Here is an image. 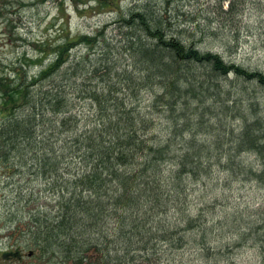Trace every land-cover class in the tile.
Here are the masks:
<instances>
[{
    "label": "trees",
    "instance_id": "trees-1",
    "mask_svg": "<svg viewBox=\"0 0 264 264\" xmlns=\"http://www.w3.org/2000/svg\"><path fill=\"white\" fill-rule=\"evenodd\" d=\"M121 21L122 27L129 29L126 51L132 58V70L118 59L104 56L94 61L89 58L90 66L76 60L72 70L71 66L63 67L62 79L69 87H82L78 97L95 107L83 129L76 131L71 126L75 118L67 117L63 109L70 102L67 89L59 84L56 90L48 87L42 93L44 107L58 113L56 125L70 130L66 137L58 138L56 150L51 136L35 138L36 94L31 86L61 68L70 46L78 42L91 45L97 35L79 34L72 42L59 44L54 60L35 75L25 68L31 62L26 55L24 62L15 70L13 67L11 82L6 85L0 81L2 98L14 106L10 111L24 103L33 108L25 117L11 113L0 123V148L2 143L7 148L2 154L6 156L8 150L12 154L22 140L27 146L33 145L35 170L56 191L52 206L28 216L26 254L46 257L49 264H169L176 251L191 243L196 264H226L227 251L233 247H218L211 232L203 231L193 240L183 234L189 231V222L202 226L206 220L202 212H190L183 202L188 184L211 174L209 161L217 162L234 178L264 184V119L260 117L264 116V102L259 105L252 101L255 88H264V76L223 60L219 54L200 52L193 40L178 39L148 4L136 7ZM146 32L151 43L142 38ZM42 59L39 55L32 61ZM100 69L104 70L103 77L99 76L100 86L88 85ZM70 70L75 78L81 76L79 83L74 80L70 85ZM148 71L155 73L149 78L155 85L145 80L154 91L151 102L145 108L123 106L114 96L111 74L125 85L133 72L141 75ZM160 86L166 87L163 93L157 90ZM192 100L197 104L193 106ZM179 105L178 115L185 117V122L169 125L167 133H154L158 123L141 111L155 110L168 121L176 117ZM210 118L215 124H208ZM41 119L49 121L45 114ZM40 144L45 151H38ZM250 153L255 160L248 158ZM27 165L23 164L24 169L30 170ZM175 205V212H170ZM257 213L247 214L246 220L237 210L234 217L250 229L249 233L227 228L224 219L220 220L227 228L224 231H234L240 240L235 247L248 237L257 240L264 235V206ZM205 227H200L201 231ZM259 242H264V237ZM262 253L258 264H264V250Z\"/></svg>",
    "mask_w": 264,
    "mask_h": 264
},
{
    "label": "rangeland",
    "instance_id": "rangeland-1",
    "mask_svg": "<svg viewBox=\"0 0 264 264\" xmlns=\"http://www.w3.org/2000/svg\"><path fill=\"white\" fill-rule=\"evenodd\" d=\"M145 4L156 9L167 22V28L178 31L180 38L186 42L193 40L201 50L218 51L228 60L264 71V0H114L110 4L99 0H42L41 3L32 6L28 4L25 7L11 4L8 9H15L16 13H7L0 18V30H4L0 34V81H4L6 85L14 76L13 67L15 70L16 66L24 62V56L30 57L28 60L31 61L26 63L25 68L30 75H35L54 60L59 44L72 42V38L79 34L97 35L96 41L91 45L78 42L70 46L60 68L62 71L59 72V69L49 79H39L31 86L36 94V140L49 135L56 150L59 145L58 138L70 134V130L56 125L54 120L58 119V113L46 109L41 101L45 89L52 87L56 90L59 84L68 91L70 102L63 109H66L67 117L76 120L71 126L76 131L85 127L95 107L88 99L78 97L77 92L82 87H69V82L62 79L65 75L63 67L71 66L72 70L76 60L81 65L90 66L92 62L89 58L94 61L100 56L121 62V56L129 54L126 52L129 29L122 27L121 18ZM136 34L139 33L136 31ZM39 55L43 58L41 62L32 61ZM71 70L70 85L74 80L79 83L81 76L75 78ZM103 71L100 69L88 85L99 87ZM85 76L86 73L83 74ZM110 79L113 80L112 74ZM85 83L87 84V80ZM1 95L0 88V123L11 113L25 117L33 110L24 103L12 112L10 110L14 107L13 104L4 100ZM128 95L126 98L130 99ZM253 96L264 102V89L259 91L256 87ZM140 97L138 101L145 104L150 100V92L143 90ZM41 114H45L49 121L43 122ZM163 125L164 121H161V126L156 128L155 133L161 132ZM211 130L215 131L213 128ZM1 146L0 264H49L46 257L28 256V249L25 247L30 238L29 214L46 204L52 205L54 190L35 170L33 145L27 146L22 140L17 149L12 154L8 150L6 156L2 154V150L7 148L3 143ZM39 147L41 148L38 151H45L41 144ZM248 158L255 160L251 153ZM24 163H28L27 166H31V169H24ZM188 189L184 206L192 213L204 212L207 216H211V212L223 216L226 210L233 207L234 210H241L247 220L249 217L246 215L249 213L258 215L250 209L252 200H256L252 206H257L262 199L264 201V185L261 182L240 180L218 169L212 170L209 177L193 179L188 184ZM176 208L177 205L173 206L170 212H175ZM217 237H220L219 233ZM219 241L226 242L225 239ZM251 241L252 238H248L239 247H235L238 243L235 239L230 241V247L233 248L227 251L226 264H258L259 255ZM188 245L173 255L175 264H196L195 254L190 251L192 245Z\"/></svg>",
    "mask_w": 264,
    "mask_h": 264
},
{
    "label": "bare ground",
    "instance_id": "bare-ground-1",
    "mask_svg": "<svg viewBox=\"0 0 264 264\" xmlns=\"http://www.w3.org/2000/svg\"><path fill=\"white\" fill-rule=\"evenodd\" d=\"M169 29H171V28H169ZM168 29V30H169ZM174 33H175V35H177V37H178V39L180 38V36H179V34H178V31H173ZM142 38H143V40H144V42H146V43H148V42H152V39H151V37L147 34V32H146V34H144L143 36H142ZM181 39V38H180ZM196 47H197V49L200 51V52H204V53H214V54H219V55H221L222 56V58H223V60H226V61H228V62H234L236 65H240V66H243V67H246V66H244V65H242V64H239V63H237V62H235V61H233V60H228V59H226L220 52H218V51H212V50H201L198 46H197V44H196ZM127 52V51H126ZM165 52V51H164ZM121 58H122V64L124 65V67L125 68H128V69H131L132 70V58L130 57V55L129 54H124V56H121ZM246 68H249V67H246ZM249 69H251V70H257V72H260V73H262L261 75L262 76H264V71H261V70H259V69H254V68H249ZM209 70V69H208ZM207 70V71H208ZM213 70V69H212ZM212 70H209L208 71V73L210 72L211 74H214L213 73V71ZM207 73V74H208ZM152 74H155L153 71H148V73H142L141 75H138L137 73H135V72H133V75H132V77L129 79V81L125 84V85H121L119 82H118V79H117V77H116V75H114V73L112 74V78H113V80H111V82H112V85H113V88H114V96L116 97V98H118L119 100H122V104H123V106H132V107H134V108H139V106L140 107H142V108H145V107H147V105L151 102V100H152V97L154 96V91H152V90H149V88H148V86H146V84H145V80H147L148 82H149V84L150 85H155V81H153V80H151V79H149L150 78V76L152 75ZM232 75H234L233 73H231ZM149 79V80H148ZM184 84V83H183ZM183 84H181V86H183ZM220 84V83H219ZM184 85H186V84H184ZM117 88V89H116ZM164 88H166V87H162V86H160L159 87V89H157L158 91H160L161 93H163L162 91L163 90H166V89H164ZM257 89L259 90V91H261V89H264L262 86H257ZM143 90H145V91H149L150 92V100L148 101V102H146L145 104H142V102L141 101H138V99H140L141 97H140V92L141 91H143ZM129 91V92H128ZM254 93H255V90L253 91ZM129 95H128V94ZM129 96L130 97V99H127L126 98V96ZM212 100L214 99V98H211ZM252 101H254L255 103H258L259 105L261 104V99L260 98H257L256 96H255V99L253 98L252 99ZM197 101H195V100H192V105L194 106V105H196L197 103H196ZM209 103V102H208ZM181 108V105H179L178 107H177V111H176V117L173 119V120H171V119H169L168 121L167 120H165V118L164 117H162L163 115L161 114V113H159V114H157V112L155 111V110H149V109H141V111L144 113H147L148 114V116L149 117H154V119H155V121H156V124L158 123V125L157 126H161V121H164V125L161 127V129H162V132L163 133H167V131H168V126L169 125H171V124H177V123H183V122H185V117H183V118H181L178 114L181 112V110H179ZM166 113L167 112H165V115H166ZM262 119H264V116L263 115H261L260 116ZM163 119V120H162ZM208 124H211V125H213V124H215V119L214 118H210L209 119V121H208ZM156 125H155V127L153 128V132L155 133V130H156ZM155 129V130H154ZM171 129V128H170ZM186 132V131H185ZM209 163H210V166H211V174H212V170H214V169H218V170H220V172H223L222 170H221V166L219 165V164H217V162H215V161H209ZM210 174V175H211ZM261 182V184H263V181H260ZM48 184V183H47ZM51 185V184H50ZM264 185V184H263ZM51 188H52V186H51ZM53 190H54V188H52ZM189 191V189H187L186 190V194H187V192ZM55 196H56V191L54 190V197L53 198H55ZM263 200V199H262ZM260 201V202H258L257 203V206H252V203H254L256 200H252V202H251V207H250V209L253 211V212H259L260 211V209H262V207L264 206V201ZM54 203H55V200H54ZM53 203V204H54ZM52 204V205H53ZM51 204H46L45 206H47L48 208L50 207V206H52ZM236 213H237V210H234V208L232 207H230V209L229 210H226V213L222 216L221 214H218V213H216V212H211V216H207V214L206 213H204L203 212V216H204V218H206V220H204L203 222H202V226H199V225H197V224H195L193 221L192 222H189V225H188V227L191 229H189V231L188 230H184L183 231V234L186 236V238H188V239H191L192 238V240L194 239V238H197V237H199V236H201V234H203L205 231H207V233H210L211 235L210 236H212L211 237V239H213L215 242H216V244L218 243V244H220L218 247H224L225 249H230L231 247H230V245L227 243V242H230V241H233L234 239L236 240V242H239L240 240L239 239H237L236 238V236L234 235V233H232V232H234V231H230V233L228 232V233H226L225 231H224V228H223V226L220 224L221 222H220V220L222 221L223 219H224V223L227 225V228H232L233 230H236V231H238V232H250V229L249 228H246L245 226H243L241 223H239L238 221H236L235 219H234V217H235V215H236ZM214 215V216H213ZM167 221H170V218L168 217L167 219H166ZM241 222V221H240ZM199 226V227H198ZM204 226H206L202 231H201V228L202 227H204ZM201 227V228H200ZM225 228H226V226H224ZM226 228V229H227ZM204 231V232H203ZM219 233V235H220V237H217V234ZM262 237H264V235H262V236H257V240L256 239H252V244H254V248L256 249V251L258 252V255H259V260H262L263 259V257H262V255H261V253H262V251L264 250L263 248V246L264 245H262L264 242H262V243H260L259 241H261L262 240ZM216 238V239H215ZM248 238H251V237H248ZM247 238V239H248ZM219 239L221 240V239H225L226 240V242H223V241H219ZM246 239V240H247ZM245 243V242H244ZM184 244H186V243H184ZM190 244V243H189ZM188 245V244H187ZM243 245V243L240 245V246H242ZM239 247V246H238ZM222 250H223V248H222ZM223 251H225V250H223ZM172 255H173V253H171ZM263 254V253H262ZM95 258H94V256L92 257V260H94ZM178 259V258H177ZM175 260L176 259H174V257L172 256L171 257V260H170V263L169 264H175ZM258 260V261H259Z\"/></svg>",
    "mask_w": 264,
    "mask_h": 264
},
{
    "label": "flooded vegetation",
    "instance_id": "flooded-vegetation-1",
    "mask_svg": "<svg viewBox=\"0 0 264 264\" xmlns=\"http://www.w3.org/2000/svg\"><path fill=\"white\" fill-rule=\"evenodd\" d=\"M102 3L110 4V2H114V0H99ZM42 0H33L30 2L29 0H0V18L4 17L5 14L7 13H16L15 9H8V7L11 4H20V7H25L26 5L30 4L32 6L33 4L36 3H41ZM4 30H0V34H3Z\"/></svg>",
    "mask_w": 264,
    "mask_h": 264
}]
</instances>
